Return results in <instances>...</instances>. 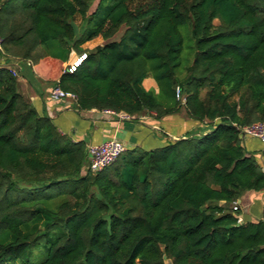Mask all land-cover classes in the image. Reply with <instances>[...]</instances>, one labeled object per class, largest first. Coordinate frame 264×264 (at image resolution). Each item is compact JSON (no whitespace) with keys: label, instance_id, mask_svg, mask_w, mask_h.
I'll use <instances>...</instances> for the list:
<instances>
[{"label":"trees","instance_id":"obj_1","mask_svg":"<svg viewBox=\"0 0 264 264\" xmlns=\"http://www.w3.org/2000/svg\"><path fill=\"white\" fill-rule=\"evenodd\" d=\"M93 1L0 0L1 55L53 69L85 53L55 83L78 110L183 111L212 129L92 173L85 144L0 66V264H32L40 248L37 264H264V220L238 223L232 210L264 190L240 132L264 124V0H97L88 14Z\"/></svg>","mask_w":264,"mask_h":264},{"label":"crops","instance_id":"obj_2","mask_svg":"<svg viewBox=\"0 0 264 264\" xmlns=\"http://www.w3.org/2000/svg\"><path fill=\"white\" fill-rule=\"evenodd\" d=\"M77 57L71 52L66 62L58 64L60 73ZM47 61L49 60L45 59L33 64L30 61L6 59L0 54V66L8 67L18 78L19 93L37 113L48 117L62 135L73 142H83L86 148L116 139L126 150L139 148L149 151L189 135L205 134L212 129L213 123H199L186 117L183 111L162 118H157L155 113H144L130 116V120H120L104 111H80L71 99L53 101L50 94L55 87L59 67L56 62H52L55 67L51 69V64ZM151 87L150 84L149 88ZM242 145L264 170V144L255 138L244 136ZM218 204L223 205L224 202ZM233 205L238 207L241 223L264 220V190L245 192Z\"/></svg>","mask_w":264,"mask_h":264},{"label":"built area","instance_id":"obj_3","mask_svg":"<svg viewBox=\"0 0 264 264\" xmlns=\"http://www.w3.org/2000/svg\"><path fill=\"white\" fill-rule=\"evenodd\" d=\"M2 53V41L0 39V54ZM86 57L85 53L78 55V57L73 60L64 71L72 73L75 68L84 60ZM14 75V73H13ZM50 98L53 101H59L63 99H71L75 101V95L69 92L61 90L59 87L55 86L50 94ZM175 98L180 101L181 104L184 103V98L181 95L179 88L175 90ZM107 114L116 116L120 120H130V116L124 113H116L113 111L105 110ZM242 137L249 136L259 140L264 144V124L253 123L250 126L243 127L241 130ZM126 151L124 145L116 139L107 140L99 145H91L86 148L88 169L92 173H98L107 167L111 166L124 152ZM233 211L238 210L236 205L232 207ZM238 223L241 220L238 219Z\"/></svg>","mask_w":264,"mask_h":264},{"label":"rangeland","instance_id":"obj_4","mask_svg":"<svg viewBox=\"0 0 264 264\" xmlns=\"http://www.w3.org/2000/svg\"><path fill=\"white\" fill-rule=\"evenodd\" d=\"M96 2H97V0H94L93 1V4H92V6L90 7V9L88 11V14H90L94 10L95 5H96ZM73 23L76 26H78L79 23H80V18L79 17H75L74 20H73ZM214 24L215 25H218L219 22L218 21H215ZM181 32H182L183 37H184L185 47H187V45H190V43L192 44V41L190 40V38H189V36L187 34V31H186V28L185 27L181 29ZM101 43H102V39L100 37H98V38L90 41L88 44L87 43L84 44L83 45V48H84V46H86L87 47L86 49L89 50L88 48L92 49L95 46L100 45ZM184 55H185V53H184ZM190 61H191V59H190ZM21 65L23 66L24 63H21ZM143 83H144L145 89L153 90L154 93H157L158 92L157 91L156 84H155V82L151 78L146 79ZM150 84L152 85L151 88H149L150 87ZM203 94H204V92L202 93V96H203ZM42 250L43 249H41V248L35 250V255L32 258V264H37L39 261H41V259H42V256H41L42 255ZM12 264H18V263H12Z\"/></svg>","mask_w":264,"mask_h":264}]
</instances>
